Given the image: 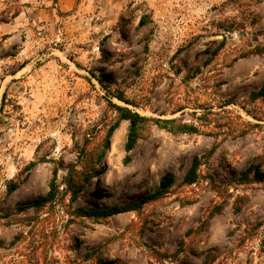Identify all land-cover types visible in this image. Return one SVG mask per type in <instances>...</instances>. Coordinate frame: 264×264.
<instances>
[{"label": "rangeland", "instance_id": "obj_1", "mask_svg": "<svg viewBox=\"0 0 264 264\" xmlns=\"http://www.w3.org/2000/svg\"><path fill=\"white\" fill-rule=\"evenodd\" d=\"M257 92L264 0H0V264H264ZM117 106L147 118L128 151ZM54 169L55 200L21 209ZM167 173L169 191L138 210L74 213L138 200Z\"/></svg>", "mask_w": 264, "mask_h": 264}, {"label": "trees", "instance_id": "obj_2", "mask_svg": "<svg viewBox=\"0 0 264 264\" xmlns=\"http://www.w3.org/2000/svg\"><path fill=\"white\" fill-rule=\"evenodd\" d=\"M146 7L148 9L147 4L142 2L138 4V8ZM149 10V9H148ZM151 20V15L150 13H145L143 12L139 18V25L143 26L147 24ZM145 48H147V44H145ZM101 53L104 55V59H106V53L104 49H100ZM100 71H104V69H100ZM256 95L262 96V99L264 100V93L263 92H257ZM116 97L120 100H126L124 99L122 93L117 94ZM117 109L120 112V117L123 119L128 120V129H127V139L125 142V150L128 151L132 149L137 141L138 134H139V129L144 123V121L147 120L146 117L139 115L136 112H133L125 107H119L117 106ZM154 123L162 127L172 133L176 132H192L195 131V127L193 125H188L185 123H180L177 124L175 123L174 119H153ZM118 122H114L108 129L106 139H105V144L104 146L107 147L108 142L106 141L108 137L112 134L113 130L116 128ZM37 161H29L26 165V169H30L33 167ZM197 166H198V161L197 159H194L191 166L183 176L182 180L186 184H191L193 183L196 178H197ZM252 168H255V166L250 165L245 171H243L241 175V179L246 182L249 180V174L252 171ZM176 177L172 173H167L165 174L159 181V184L157 188H155L152 192L144 195L142 198L131 201L127 204H113L109 206H102V207H97V206H92L88 208L84 207H77L74 210V213L83 216V217H88L92 219H102V218H108L110 216L126 212L128 210H138L141 208L145 203L150 202V201H155L159 198H162L168 191L171 185L175 182ZM69 186H71L72 190V197L75 198L77 195L78 190L76 189V183H69ZM17 187V183L10 182L8 185L7 192L10 194L15 188ZM58 187L56 184V169L53 170V175L49 181V188L48 191L43 195L40 196L33 201L23 204L20 206L21 209H29L31 207L33 208H40L42 206H45L46 204L52 203L57 195Z\"/></svg>", "mask_w": 264, "mask_h": 264}]
</instances>
